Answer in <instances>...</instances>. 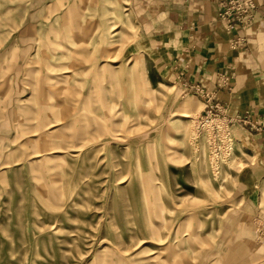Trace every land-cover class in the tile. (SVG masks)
Here are the masks:
<instances>
[{"label":"rangeland","instance_id":"374dc122","mask_svg":"<svg viewBox=\"0 0 264 264\" xmlns=\"http://www.w3.org/2000/svg\"><path fill=\"white\" fill-rule=\"evenodd\" d=\"M166 1L0 0V264H264L259 145L213 167Z\"/></svg>","mask_w":264,"mask_h":264},{"label":"crops","instance_id":"0c3cea01","mask_svg":"<svg viewBox=\"0 0 264 264\" xmlns=\"http://www.w3.org/2000/svg\"><path fill=\"white\" fill-rule=\"evenodd\" d=\"M218 1L167 0L152 32L182 88L216 92L231 130L249 133L264 159V0L250 22L233 28L219 19Z\"/></svg>","mask_w":264,"mask_h":264},{"label":"built area","instance_id":"2783aa9c","mask_svg":"<svg viewBox=\"0 0 264 264\" xmlns=\"http://www.w3.org/2000/svg\"><path fill=\"white\" fill-rule=\"evenodd\" d=\"M218 5L219 19L233 28L237 25L243 26L253 19L257 3L256 0H219ZM190 89L199 94L205 105V111L196 120L195 135L197 139L203 136L207 139L211 163L218 171L234 152V132L231 130L222 106L216 99V92L199 84L192 85Z\"/></svg>","mask_w":264,"mask_h":264}]
</instances>
